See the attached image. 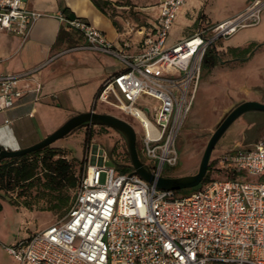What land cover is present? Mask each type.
Listing matches in <instances>:
<instances>
[{"label": "built area", "instance_id": "1", "mask_svg": "<svg viewBox=\"0 0 264 264\" xmlns=\"http://www.w3.org/2000/svg\"><path fill=\"white\" fill-rule=\"evenodd\" d=\"M186 1H160L157 24L144 34L135 54L114 45L93 24L60 16L86 40L63 53L91 50L115 56L123 64L103 84L95 103L139 121L141 152L157 176H164L166 165L179 162L176 142L207 50L217 39L259 25L264 11V0H250L243 11L215 24L199 15L192 35L173 40L172 30ZM26 2L0 0V32L28 37L43 14L28 9ZM54 58L21 73L0 74V113L14 109L28 95L40 99L43 84L37 74ZM11 123L5 120V126ZM0 145L4 150L21 149ZM89 159L67 212L5 247L20 264H264V140L221 161L235 177L211 180L186 194L159 189L133 170L107 167V152L99 145Z\"/></svg>", "mask_w": 264, "mask_h": 264}, {"label": "crops", "instance_id": "2", "mask_svg": "<svg viewBox=\"0 0 264 264\" xmlns=\"http://www.w3.org/2000/svg\"><path fill=\"white\" fill-rule=\"evenodd\" d=\"M109 1L117 3L120 0ZM160 1L146 9L151 10L153 17L148 26H142L132 35L125 28L121 29L116 19L98 9L92 0H27L26 7L42 13L43 16L34 24L26 39L14 32H0V74L21 73L55 58L37 74L43 84L40 99L35 101L33 95H28L14 109L0 113V143L24 149L54 133L71 117L91 110L96 111L94 104L97 93L110 77L124 68L118 58L109 54L91 50L63 53L67 49L85 44L86 40L78 30L63 22L61 15L70 19L80 18L93 24L114 45L124 48L127 53L135 54L141 49L144 34L151 32L157 24ZM249 2L250 0H238L234 8L215 18L217 15L210 0H187L172 30V39L179 40L192 35L199 27V15H205L215 24L237 15ZM263 19L264 11L259 25L244 28L230 38H220L214 42L211 48L215 51L217 62L207 69L215 70L213 80L216 85L212 87V79L205 82L201 80L194 100L201 88L210 96L212 91H217L219 96L228 94L239 98L247 90L256 87L262 89L257 94L264 93V88L261 87L264 71ZM251 29L253 31H249ZM126 43L130 47L125 48ZM221 54L230 55L226 59L230 63L249 59L245 61V67H238L227 74L218 68ZM244 101L264 102V98L248 97ZM262 114L246 113L231 126L235 130H250L259 123L252 117ZM7 118L12 120L8 127L5 126ZM248 178L252 180V177Z\"/></svg>", "mask_w": 264, "mask_h": 264}, {"label": "rangeland", "instance_id": "3", "mask_svg": "<svg viewBox=\"0 0 264 264\" xmlns=\"http://www.w3.org/2000/svg\"><path fill=\"white\" fill-rule=\"evenodd\" d=\"M157 2L158 0H120L118 4L108 7L106 11L110 17L120 23L121 29L125 28L126 31H130L134 35L142 26H148L150 20L153 19L151 10L146 9L155 6ZM210 2L217 15L215 18L221 17L238 4V0H210ZM262 28H264V22ZM249 31H253V29ZM229 57L228 54H221L218 63V68L223 69L227 74L238 67H245L247 64L245 61L249 59H243L239 63H230L226 61ZM214 72V69L209 70L202 67L199 84L201 80L205 82L212 79V87H215ZM262 81L261 87L264 88V71ZM260 90L262 89L259 87L245 90V94L238 98L228 94L219 96L217 91H212L210 96L201 88L192 102L191 110L186 116L177 138L176 148L179 153V162L173 167L166 165L164 176L181 177L196 174L209 139L220 121L236 105L244 102L245 98H264V93H261L263 95L257 94L261 92ZM149 102L152 103L153 101L149 99ZM94 108L96 112L112 114L127 121L133 126L138 136L141 133L140 123L133 116L108 104L95 103ZM252 118L257 119L259 122L257 126L250 130H235V127L231 126L232 128L230 127L218 141L211 156L208 179L198 187L181 191L180 194L196 190L211 180L236 176L223 166L221 161L232 155L234 151L248 149L253 142L264 138V115H255ZM98 145L107 152V167L121 170L122 167L131 165L124 137L115 129L107 126L79 127L49 146L60 149V153L71 163L74 173L82 177L90 164V151L97 148ZM141 148V143L137 139L139 156L143 162H147ZM31 157L35 158V155ZM243 174L246 173L243 172ZM104 180L105 174L101 177V181ZM252 180L254 181L256 178L252 177ZM45 181V173L40 164L33 181L9 188L0 186V264H20L5 247L28 238L35 231L54 223L67 212V207L53 209L55 205L59 204L60 196L58 192L49 190L45 185ZM0 185H2L1 182ZM64 195L69 196L68 205H70L75 197V190Z\"/></svg>", "mask_w": 264, "mask_h": 264}, {"label": "water", "instance_id": "4", "mask_svg": "<svg viewBox=\"0 0 264 264\" xmlns=\"http://www.w3.org/2000/svg\"><path fill=\"white\" fill-rule=\"evenodd\" d=\"M252 53L249 55L251 56ZM249 112H257L264 114V102L260 101H244L236 105L230 110L224 118L217 125L214 133L209 139V142L203 153L198 172L192 175L181 177H166L157 176L150 167L141 160L137 150V133L133 126L127 121L107 113H99L94 110L77 114L66 121L54 133L47 136L42 141L17 151L4 150L0 145V161L5 158L18 157L29 154L34 151L41 150L51 145L56 140L65 137L73 130L92 125L107 126L118 131L125 139L129 151V158L133 168V174L139 175L147 182L156 185L159 189L180 191L184 189H191L199 186L209 170L212 153L218 141L227 132L230 126L241 116Z\"/></svg>", "mask_w": 264, "mask_h": 264}, {"label": "trees", "instance_id": "5", "mask_svg": "<svg viewBox=\"0 0 264 264\" xmlns=\"http://www.w3.org/2000/svg\"><path fill=\"white\" fill-rule=\"evenodd\" d=\"M92 1L104 14H107L106 9L108 7L118 4V2L116 3L109 0ZM114 23L117 25V22L114 21ZM214 52V49L211 47L207 50L202 67L207 68L216 64L217 56ZM33 155H35V158L31 157ZM40 164L45 173L46 187L53 192H58L60 196L59 204L55 205L53 209L67 207L68 210L70 207V205H68L69 196L64 194L72 190H75L76 194L81 176L74 173L71 163L60 153V149L58 148L47 146L29 154L1 160L0 182L2 185L0 186L9 188L33 181L37 175V169ZM121 170L123 172H131L133 168L131 165H127L122 167ZM206 179H208V172L202 183H204ZM184 190L177 191V193H181V191Z\"/></svg>", "mask_w": 264, "mask_h": 264}]
</instances>
